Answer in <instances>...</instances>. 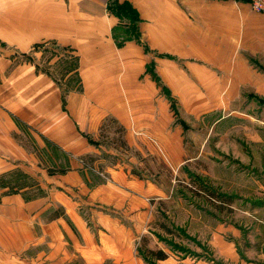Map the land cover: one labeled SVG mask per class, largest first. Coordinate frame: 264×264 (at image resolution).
<instances>
[{"label": "crops", "instance_id": "1", "mask_svg": "<svg viewBox=\"0 0 264 264\" xmlns=\"http://www.w3.org/2000/svg\"><path fill=\"white\" fill-rule=\"evenodd\" d=\"M23 1L6 32L22 43L14 51L51 42L75 65L59 84L32 60L0 54V179L25 172L32 180L0 183V264H264V155L260 168L254 157L233 158L259 178L251 187L207 173L219 194L238 196L233 215L204 201H166L171 191L145 174L155 159L173 169L192 160L183 136L190 127L166 107L167 77L206 85L209 94L195 97L208 100L221 98L215 87L230 99L241 85L262 84L239 54L262 50L260 14L238 0L14 3ZM125 3L137 38L120 32L114 9ZM108 117L125 129V151L100 141ZM48 144L65 155L62 169L40 155Z\"/></svg>", "mask_w": 264, "mask_h": 264}, {"label": "rangeland", "instance_id": "2", "mask_svg": "<svg viewBox=\"0 0 264 264\" xmlns=\"http://www.w3.org/2000/svg\"><path fill=\"white\" fill-rule=\"evenodd\" d=\"M2 1L0 2V54L11 58L15 55L17 62L32 60V62L38 64L39 70L55 78L59 84H64L63 79L70 70L74 69L75 57L51 42L31 45L22 53L15 52L14 46H20L22 43H11L10 41L15 40V37L8 36L6 32H10L11 35L14 31V29L12 30L15 27L13 25L15 20L13 19L24 11L25 4L24 1L22 3H14V0ZM238 1L246 3L247 12H255L251 9L249 1ZM114 10L123 19L122 24L119 25L120 32L132 34L137 38L133 8L125 3L120 7L115 6ZM255 13L260 14L261 17V26L257 37L261 40L262 50L254 52L245 50L240 51L239 54L245 56L244 58L247 62L249 61V64L253 67L252 69L261 75L262 84L239 85L238 95L230 99L222 96V92L225 90L224 85L220 89L215 87L210 91L215 90L214 96H221V98L208 100L204 98L196 99L195 96H207L209 90L204 84L194 83V79L188 75L179 76V81L176 84L173 83V79L168 77L165 79L171 92L166 91L167 110L171 112V107L175 106L178 111L177 115L172 111L175 119L181 117L187 121L190 128L183 132L184 148L187 155L192 158L191 162L185 165L187 168L184 169H173L163 165L157 159L154 161L151 159L153 163L148 164V173L145 174H148L152 179H156L157 182L171 191V194L164 198L166 201L171 202L174 199H178L182 203L204 201L207 204L230 209V213L233 215L235 211L232 207L237 202L236 200H239L238 196L234 199V197L219 194L220 191L212 184V182L217 181L211 178L210 172L224 175L228 186L234 185L236 187L238 183H242L251 187L255 183L253 180L257 181L259 179L247 169H243V165L238 164L237 160H233V158L238 159L239 157H245L246 159L254 157L256 165L260 168L259 160L264 155V12ZM30 23L29 20L21 21V25L28 27ZM19 29L24 32L21 27ZM19 39H22V36H19ZM62 61H66V63L62 64ZM71 83L73 84V82ZM234 91H237V89L234 88ZM192 106L194 108L190 109ZM195 116L197 117L195 118ZM219 116H223L224 119L215 123L213 120ZM107 125L109 126L100 132V141L110 145L121 134L116 130L117 124L108 123ZM212 127L213 131L211 133ZM190 137H195V140ZM25 141L28 143V140ZM122 151H125L124 147ZM39 153L43 160L50 165L56 167L59 164L58 166L61 169L65 167V155L55 146L48 144L47 147L39 150ZM229 157L231 158L229 159ZM239 161L247 162L241 159ZM157 173L163 175L165 179L157 178ZM241 174H247L248 177L240 179ZM198 176H202L204 180H199ZM262 177L264 182V175ZM14 179H16V182L19 180L23 186L30 185L32 181L28 173L17 172L5 175V178L0 179V183L12 182ZM263 182L262 189H264ZM189 199H192V201ZM150 200L151 202H159L160 205L164 203L169 205L165 200L162 202V200H156L154 197Z\"/></svg>", "mask_w": 264, "mask_h": 264}, {"label": "built area", "instance_id": "3", "mask_svg": "<svg viewBox=\"0 0 264 264\" xmlns=\"http://www.w3.org/2000/svg\"><path fill=\"white\" fill-rule=\"evenodd\" d=\"M249 1L250 7L255 12H264V0H247ZM178 264H202L194 258L187 260H179Z\"/></svg>", "mask_w": 264, "mask_h": 264}, {"label": "trees", "instance_id": "4", "mask_svg": "<svg viewBox=\"0 0 264 264\" xmlns=\"http://www.w3.org/2000/svg\"><path fill=\"white\" fill-rule=\"evenodd\" d=\"M108 123H109V124H116V120H115L114 118H112V117H108V118H106L105 122L102 124V126H101V128H100V132H102V131L104 130L105 126H106ZM116 130H118V132H119L121 135H119L118 138H115L114 141H115L117 144L113 141V142H114L113 145H117V146H120V147H126L125 140H124L123 137H122V133H124L125 129H124L122 126H120V125L117 124ZM213 194H214V192H213Z\"/></svg>", "mask_w": 264, "mask_h": 264}]
</instances>
